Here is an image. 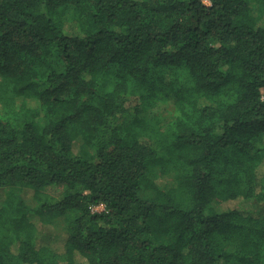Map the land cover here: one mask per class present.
<instances>
[{"label":"trees","instance_id":"16d2710c","mask_svg":"<svg viewBox=\"0 0 264 264\" xmlns=\"http://www.w3.org/2000/svg\"><path fill=\"white\" fill-rule=\"evenodd\" d=\"M207 1L0 0V264H264V0Z\"/></svg>","mask_w":264,"mask_h":264},{"label":"rangeland","instance_id":"374dc122","mask_svg":"<svg viewBox=\"0 0 264 264\" xmlns=\"http://www.w3.org/2000/svg\"><path fill=\"white\" fill-rule=\"evenodd\" d=\"M206 2H208L206 0ZM174 108L172 107V105L170 103H164V104H160L156 109L155 111H161L160 113H162L165 117L166 120H173V116H174ZM105 206L103 204L101 205H97V206H94L93 209L94 210H97V211H102L104 210ZM64 218L61 217V218H58L56 220V224H55V227H54V230L56 233H61L63 230H62V226L64 225ZM63 242H61V239L60 240H56L54 239V243L52 242L53 246H57L59 247V249H63V245H62Z\"/></svg>","mask_w":264,"mask_h":264}]
</instances>
